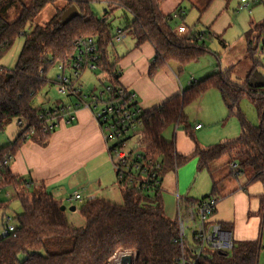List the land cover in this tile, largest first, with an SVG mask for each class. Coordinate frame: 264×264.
<instances>
[{"label":"trees","instance_id":"1","mask_svg":"<svg viewBox=\"0 0 264 264\" xmlns=\"http://www.w3.org/2000/svg\"><path fill=\"white\" fill-rule=\"evenodd\" d=\"M14 1L0 0V59L17 38L23 37L24 42L15 67L8 71L0 66V133L12 120L22 125H18L21 131L14 143L0 149V189L14 191L11 202L0 203L1 223L13 201H17L21 211L12 215L14 232L0 235V264H108L118 253H131L133 264H176L180 255V247L174 243L178 238L177 222L164 215L161 189L138 192L128 186L122 187L120 205L99 198L87 200L78 208L84 226L77 229L68 222L65 211L60 210V202L29 179L12 174L9 166L3 163L9 159L10 165L17 150L27 140L44 146L53 133L46 131V112L53 108L33 107L31 102L53 84L46 77L52 66L68 68L73 63L76 40L92 38L96 42L97 72L104 76V83L110 85L112 94L120 85L117 62L110 52L114 40L111 26L106 13L103 19L93 14V4L105 3L111 13L121 9L131 14L132 20L126 30L137 45L149 43L156 52L152 71L169 62L185 66L197 61L207 52L205 41L213 35L188 29L184 36H177L171 26L173 17L163 15L156 0L65 1V7L56 10L48 22L26 32L27 25L39 12L57 0H26L30 8L23 6L17 19L9 23L2 13ZM16 1L21 4L24 0ZM222 1L229 3L231 0ZM70 6L77 8L78 16L61 25L62 14ZM180 11L178 15L182 17ZM253 29L264 31V24ZM254 42L257 44V40ZM252 55L253 50L249 49L251 59ZM209 90H216L228 115L238 119L240 135L207 148L196 144L190 155L181 156L177 154L174 142L166 141L162 134L169 127H183L187 131L185 108ZM244 96L256 105L258 125L255 127L247 123L237 110L239 100ZM143 119L140 145L145 147L148 156L160 162L161 181L168 171H174L193 159H197V171L211 173V164L226 156L239 166V174L231 171L232 175L237 177L249 171L252 181L264 184V93L251 88L248 81L244 85L232 82L230 71L192 83L181 94L144 111ZM212 187L214 193L217 183L213 182ZM221 227L230 229L223 224ZM48 247L65 250L47 253ZM43 250L44 255L41 254ZM258 255V241L232 240L229 251H209L197 264H257Z\"/></svg>","mask_w":264,"mask_h":264},{"label":"crops","instance_id":"2","mask_svg":"<svg viewBox=\"0 0 264 264\" xmlns=\"http://www.w3.org/2000/svg\"><path fill=\"white\" fill-rule=\"evenodd\" d=\"M161 13L166 15L162 11ZM171 26L179 37L184 36L189 29L183 23H173ZM124 39L126 41V38ZM110 50L120 72L119 84L136 94L137 103L143 111L160 106L168 99L181 94L192 83L200 81L190 64L184 66L177 62H169L152 71L156 57L154 48L149 43L137 45L133 37L131 41L122 45L121 49L114 51L111 47ZM212 91L216 90L205 92L197 102L190 105L197 113V120L189 134L186 130L179 134L184 142L188 136L192 142L183 148L176 142L177 154L190 155L196 145L194 137H198L202 145H205L201 140L204 128L202 123L217 124L222 120L224 104L219 93L216 91L219 96L217 98ZM206 101L213 103L215 112L212 119H207L203 115ZM75 104L76 100L73 98L69 106ZM40 106L48 107L43 103ZM197 125L201 128L196 130ZM206 132H210V129ZM231 163H228L226 172L215 182L217 187L214 193L213 179L208 171L203 170L210 177L211 190L209 194L204 192L199 197L190 193L192 181L196 174L201 172L197 171V159L188 161L174 171H168L167 173L174 174L172 179L168 178L165 181L166 173L161 181L163 212L168 219H175L177 210L175 194L181 195L185 201H196L214 194L213 197L218 199V203L212 220L220 225L229 226L230 229L225 230L230 233L233 241H258L260 255L263 248L261 232L264 225V184L252 181L251 176L239 180L231 174L229 167ZM9 168L12 174L34 182L62 205L66 203L67 197L76 191L83 201L99 198L109 202L107 199L116 196L117 192L121 195L99 125L93 113L84 108L74 112L70 124L61 122L44 146L27 140L15 153ZM228 177L232 179L228 180ZM7 193H11V198ZM12 198L14 191L11 188L0 192L1 204L11 202Z\"/></svg>","mask_w":264,"mask_h":264},{"label":"rangeland","instance_id":"3","mask_svg":"<svg viewBox=\"0 0 264 264\" xmlns=\"http://www.w3.org/2000/svg\"><path fill=\"white\" fill-rule=\"evenodd\" d=\"M14 1V0H13ZM156 0L159 9L166 15H171L173 17L171 24L183 23L190 30L197 32H210L214 36L211 39L205 41L204 49L207 52L201 56L197 61L190 64L192 70L196 74L198 80H202L207 76L224 73L230 71V79L232 82L244 85L246 81H250L254 86H259L257 88L260 92L264 93V31L262 29L254 30L255 26L264 24V0H246L247 8L240 9V0H231L229 3H225L222 0ZM3 3V2H2ZM66 3L63 0H57L51 4L45 6L39 14L27 25L25 31L28 32L34 26L44 25L48 22L56 10H61L65 7ZM23 6L30 8V3L24 0L21 4L18 1H14L13 4L7 7L2 13L5 20L9 23L15 21L20 14ZM179 9L184 11L179 18ZM93 14L99 18L103 19L105 13L107 14V22L111 26V33L113 36L116 34V30L120 28L125 32V39L121 42H116L113 40L112 50H118L122 48V45L131 41V34L126 30V26L132 20L131 14L125 10H116L111 13L107 4L98 3L92 5ZM177 16V17H176ZM222 41L219 42L218 41ZM257 40L256 42H254ZM24 42L23 37L17 38L8 51L0 59V66L8 71H11L16 64L18 55L21 51ZM251 42H254L251 44ZM256 45V48L253 47ZM249 49L253 50V60L249 56ZM58 75L57 66L54 65L48 71L46 77L50 81H54ZM102 82L104 84V76L98 72H90L89 70H84L80 75L77 85L81 86V92L84 95H90L92 93H99L102 88ZM215 97H219L216 91H212ZM210 95V94H209ZM73 102V98L67 95H61L56 92L54 84H52L46 92L39 93L31 102L33 107H39L41 103L45 106L55 108L61 106L70 105ZM207 102V101H206ZM212 104V105H211ZM203 110V115L207 119H212L214 116L215 109L213 107L212 101L206 103ZM237 110L243 116L245 121L251 126L255 127L258 125V114L256 110L255 103L248 97L244 96L239 100ZM222 120L217 124L202 123L204 128L202 129V145L198 137H194L196 144L200 147L205 148L217 145L224 141H230L236 139L240 135V125L239 121L235 116H229L225 106L222 107ZM185 114L187 116V133L192 131V126L197 120V113L192 110V106H188L185 109ZM210 129V132H206ZM185 131L182 127H169L167 128L162 137L168 141H173L174 144L177 142L182 145V148L187 146L191 138L188 136L186 142L180 137V132ZM21 129L18 127V121L12 120L7 123L4 127L2 133H0V149L14 143L16 137L20 133ZM183 131V132H184ZM131 146V145H130ZM202 147V148H204ZM231 161L229 157H222L217 161L213 162L210 167V175L213 182H216L221 174L226 172V167ZM11 163V162H10ZM114 170V169H113ZM115 173V172H114ZM173 172L166 174L165 181L169 178L172 179ZM251 173L249 171L244 172L237 176L236 178L246 179L250 177ZM231 180L232 177H228ZM190 193L196 194L199 197L200 194L207 192L210 193L211 182L210 177L205 171L198 172L196 177L190 185ZM11 198V193H7ZM181 196V195H180ZM13 200V198H12ZM107 200L114 204H122V197L119 192L116 196L110 197ZM66 207L65 215L68 222L75 228L79 229L84 226L83 220L78 214V205H70L68 203H63ZM75 206L76 211L71 212L69 208ZM9 211H7V217L12 218L13 213H19L21 211L17 201H13L10 205ZM12 225L13 223L10 222ZM3 224L0 221V235L2 232ZM188 241L189 233L187 231ZM261 244L262 252L259 255L257 264H264V225L261 232ZM65 250L64 248H52L48 247L47 253H58ZM226 252L229 249L225 250ZM41 254H45V251H41ZM23 259V256L20 257ZM133 255L131 253H118L116 254L108 264H133Z\"/></svg>","mask_w":264,"mask_h":264},{"label":"built area","instance_id":"4","mask_svg":"<svg viewBox=\"0 0 264 264\" xmlns=\"http://www.w3.org/2000/svg\"><path fill=\"white\" fill-rule=\"evenodd\" d=\"M63 1L76 3L78 0ZM245 8L247 1L240 0V9ZM124 38L125 32L117 29L114 40L121 42ZM74 46L76 54L73 63L68 68L57 65L58 75L53 84L58 94L73 97L76 104L55 107L52 111L46 112V131L54 132L61 122L70 124L74 112L80 108L90 110L102 133L118 187L128 186L138 192L160 189V162L148 156L145 147L140 145L144 111L137 103L136 94L121 85L112 94L108 83H104L97 94H82L77 81L84 70L97 72L98 50L92 38L78 39ZM18 125L21 126L22 123L18 122ZM200 128V125L195 127L196 130ZM3 164L8 167L9 159ZM229 167L232 173L239 174V166L236 163H231ZM6 189L1 188L0 192ZM175 199L178 238L174 243L180 247L176 264H197L209 251L231 249L230 233L212 220L218 199L207 197L185 201L179 194H175ZM84 202L77 191L66 199V203L79 207ZM4 222L1 236L12 234L14 226L10 223L11 218L6 217Z\"/></svg>","mask_w":264,"mask_h":264},{"label":"water","instance_id":"5","mask_svg":"<svg viewBox=\"0 0 264 264\" xmlns=\"http://www.w3.org/2000/svg\"><path fill=\"white\" fill-rule=\"evenodd\" d=\"M77 16H78V10H77V8H76L75 6H70L69 8H67V9L63 12L62 17H61V22H60V23H61V25H64V24H66L67 22H69V21L75 19ZM253 48L255 49V48H256V45H255ZM248 84H249V86H250L251 88H259V86H254L252 83H250V81L248 82ZM60 210L64 212V211L66 210V207L62 205V206L60 207ZM69 211H71V212L76 211L75 206H71V207L69 208Z\"/></svg>","mask_w":264,"mask_h":264}]
</instances>
